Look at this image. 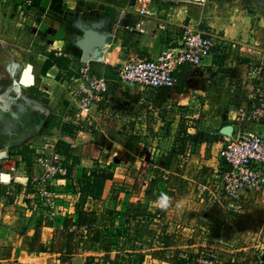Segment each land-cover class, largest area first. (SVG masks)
Listing matches in <instances>:
<instances>
[{
  "label": "crops",
  "instance_id": "0c3cea01",
  "mask_svg": "<svg viewBox=\"0 0 264 264\" xmlns=\"http://www.w3.org/2000/svg\"><path fill=\"white\" fill-rule=\"evenodd\" d=\"M125 5L118 7L117 28L106 30L109 43L90 55L95 73L115 71L133 57L154 58L167 47L179 50L187 26L213 34L216 51L199 67L178 68L174 88L142 90L111 77L88 121L68 88L81 66L68 74L71 80L59 87L60 128L69 122L84 129L74 144L79 158L70 174L52 181L59 200L50 209L32 204L41 173L35 160L7 150L10 158L0 160V176H11L0 179V264H264V187L243 192L232 207L221 186L228 168L221 155L225 143L245 128L264 133V122L239 121V109L253 104V88L261 84L252 66L264 54V0H179L145 19V31ZM72 29L62 36L78 39L82 31ZM58 72L54 64L42 76L45 90L58 92ZM169 131L173 141L163 143ZM159 133L161 155L143 153L141 140ZM94 171L112 173L100 191L92 186ZM17 183L31 197L27 210L13 204L6 190ZM200 229L205 241L195 243ZM196 245L214 249L217 258L211 251L195 259Z\"/></svg>",
  "mask_w": 264,
  "mask_h": 264
},
{
  "label": "rangeland",
  "instance_id": "374dc122",
  "mask_svg": "<svg viewBox=\"0 0 264 264\" xmlns=\"http://www.w3.org/2000/svg\"><path fill=\"white\" fill-rule=\"evenodd\" d=\"M102 1L108 4L103 7L93 5V0H0V160L9 159L7 150L13 148L12 153L25 160H35V168L42 173L45 167L41 158L50 152L45 145L55 143L59 151H70L69 156L66 155V162L68 174L71 173L79 158L73 151L74 146H71L82 141L79 132L84 129L80 125L79 129L75 128V124L68 122L60 133L63 122L59 109L62 104L58 99L60 88H64L65 81L73 77L68 74L75 73L76 67L82 68L84 62L88 64V61H80L81 49L76 45V36L70 37L69 33L62 35L65 30L71 31L73 28V32H78L82 31V27L89 28L91 25H97L104 31L116 29L117 10L124 3ZM48 60L59 68L56 76L58 92L54 87L45 90L42 85L43 67ZM94 71L98 72L97 69ZM105 75L109 79H120L116 70ZM73 101L77 102L75 98ZM85 131L91 132L88 129ZM164 134L163 143L173 141L170 131ZM114 136L117 135H111L110 139L113 140ZM161 136L160 133L151 134L147 135L148 139L141 140L142 152L150 151L155 157L161 155L160 142L156 139ZM22 146L28 147L24 149L25 155L19 151ZM169 146L167 143L165 149L170 152ZM4 151L8 154L2 155ZM7 185L11 202L15 205L26 204L23 209L27 210L30 204L26 200L31 199L25 193L27 188L23 189L19 183ZM32 204L43 206L37 197H33ZM203 231L200 229L197 232L195 243L198 239L201 243L205 241ZM202 247L196 245L192 248L195 259L202 260L211 251L218 255L214 249L209 251V246ZM203 249L207 250L201 253ZM195 263L203 264L197 260Z\"/></svg>",
  "mask_w": 264,
  "mask_h": 264
},
{
  "label": "built area",
  "instance_id": "2783aa9c",
  "mask_svg": "<svg viewBox=\"0 0 264 264\" xmlns=\"http://www.w3.org/2000/svg\"><path fill=\"white\" fill-rule=\"evenodd\" d=\"M109 2H123L126 8L133 10L140 16L137 23L141 31H145V19L152 17L160 6L174 5L179 0H108ZM126 9L119 15L122 16ZM216 37L213 34L192 27H185L181 46L178 49L167 47L156 57H133L116 68L120 80L124 85L146 88L167 87L177 85L175 71L183 65L199 67L204 60L213 55L217 48ZM236 43L233 44L235 46ZM84 62V61H83ZM85 65L80 69L79 77L69 84V93L77 101L78 109L84 119L88 121L92 109L102 102L110 89V79L103 73L98 74L91 66ZM252 73L261 82L253 88V104L239 109V121L246 123L264 122V54L260 61L252 66ZM62 133V128H60ZM74 144L71 146L73 147ZM46 153L41 162L44 171L34 179L35 197L44 206L55 209L59 200V193L52 186L56 177L68 174L66 156L56 148L55 143L46 144ZM4 155L7 154L4 151ZM45 154V153H44ZM221 155L228 164L222 175V188L236 207L242 193L245 191H261L264 187V133L256 129L245 128L230 138L221 150ZM87 233L88 229L83 230ZM215 259L217 255L211 253Z\"/></svg>",
  "mask_w": 264,
  "mask_h": 264
},
{
  "label": "water",
  "instance_id": "95a60500",
  "mask_svg": "<svg viewBox=\"0 0 264 264\" xmlns=\"http://www.w3.org/2000/svg\"><path fill=\"white\" fill-rule=\"evenodd\" d=\"M81 30L82 35L76 40V45L82 50V61H89L95 49H103L109 43L111 34L95 27H82ZM0 179L3 182L10 181V174L1 173Z\"/></svg>",
  "mask_w": 264,
  "mask_h": 264
},
{
  "label": "trees",
  "instance_id": "16d2710c",
  "mask_svg": "<svg viewBox=\"0 0 264 264\" xmlns=\"http://www.w3.org/2000/svg\"><path fill=\"white\" fill-rule=\"evenodd\" d=\"M68 61V63H69V60H67ZM55 63L54 62H52V61H47L46 63H45V65H44V67H43V74H46V72H47V70L51 67V66H53ZM66 66H67V64H66ZM73 74V73H72ZM26 148H28L27 146H22V147H20L19 148V151H20V153L21 154H23V155H25L26 153L24 152V149H26ZM62 152V151H61ZM65 156L66 155H68V154H70V151H64V152H62ZM69 156V155H68ZM66 158L68 159V157L66 156ZM94 176L97 178V181H95L94 182V184L92 185L97 191L99 190H101L102 188H103V186H104V183H105V181L107 180V179H110L111 177H112V173H108V172H105V171H103V172H97V171H94ZM80 221L83 223V221L85 222L86 220H83V219H81L80 218Z\"/></svg>",
  "mask_w": 264,
  "mask_h": 264
}]
</instances>
